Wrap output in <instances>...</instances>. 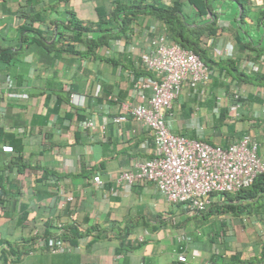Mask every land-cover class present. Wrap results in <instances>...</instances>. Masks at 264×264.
Returning <instances> with one entry per match:
<instances>
[{"label": "crops", "instance_id": "0c3cea01", "mask_svg": "<svg viewBox=\"0 0 264 264\" xmlns=\"http://www.w3.org/2000/svg\"><path fill=\"white\" fill-rule=\"evenodd\" d=\"M118 1L132 0H0V240L23 253L3 257L0 245V264H236L235 258H256L264 210L250 213L261 243L249 235L247 244L244 225L230 231L223 222L220 232L185 243L174 233L173 211H184L181 205L153 182L117 181L122 171L135 170V160L154 154L146 127L132 116L120 123L112 116L126 100L143 102L134 96L133 82L156 76L141 65V55L152 35L166 36L165 25L151 15L122 21ZM179 1L189 20L210 16ZM216 1L209 3L214 34L205 31L211 38H202L212 74L195 88L181 87L167 121L174 133L220 146L250 134L264 162V0H248L256 22L239 21L241 0H221L227 11ZM73 23L88 29L77 38ZM234 92L241 94L238 114L231 110ZM188 99L198 108H188ZM88 119L93 125L84 124ZM65 195L73 201L63 202ZM226 202L237 200L212 195V205ZM56 236L65 249L51 253L46 243ZM195 249L200 256L190 253ZM180 252L187 262L176 261Z\"/></svg>", "mask_w": 264, "mask_h": 264}, {"label": "built area", "instance_id": "2783aa9c", "mask_svg": "<svg viewBox=\"0 0 264 264\" xmlns=\"http://www.w3.org/2000/svg\"><path fill=\"white\" fill-rule=\"evenodd\" d=\"M141 65L156 78L135 79L134 96L143 102L124 101L112 121L120 123L127 116L136 119L151 133L154 154L145 160H135V170L122 171L117 177L118 182L127 186L138 181L153 182L169 202L179 204L186 213L195 215L210 205L213 193H234L250 185L258 173L264 172L258 144L250 134L242 135L227 146H220L171 130L167 119L181 87L185 84L195 88L212 74V69L195 52L177 42H169L163 33H156L149 38V49L141 55ZM16 96L24 97L25 94ZM240 97L238 92L232 94L231 110L234 114L239 113ZM76 98L72 94V100ZM84 124L91 126L93 122L88 119ZM1 149L13 151L10 145H3ZM93 181L101 183L98 175L93 176ZM61 199L63 202L73 201L71 195ZM46 245L51 253L65 249L57 236L50 237ZM175 259L178 263L187 262L182 252Z\"/></svg>", "mask_w": 264, "mask_h": 264}, {"label": "trees", "instance_id": "16d2710c", "mask_svg": "<svg viewBox=\"0 0 264 264\" xmlns=\"http://www.w3.org/2000/svg\"><path fill=\"white\" fill-rule=\"evenodd\" d=\"M191 4H193L198 11V15L206 16L208 13H210V16L201 20H189L187 19L182 9V2L179 0H173V2L170 5H164V4H156L155 1L149 0H132L131 2L125 3L118 1L116 2L117 8H119L120 14L123 13L124 17L127 19V15H133V14H148L156 18L157 20H160L166 28V36L169 42H177L181 46L191 49L193 52H195L202 60H204V63L206 64V61L208 60L206 56V50H204L202 46V38H211L210 35H206L205 31H210L211 33L208 34H214L213 29L215 28V16L212 12V9L209 5V2H205V0H189ZM113 12H110V15H113ZM123 21V20H122ZM239 21H244V10H242L240 14ZM123 25L120 28V32L125 34V30L127 29V23L124 21L122 22ZM74 24L75 31H77V38L80 36L81 30H87L88 28L82 27L80 24ZM208 25V26H207ZM207 27V29L205 28ZM62 32V31H61ZM59 35H62L61 37H64L63 33ZM127 36L126 34L124 35ZM206 36V37H205ZM75 38V37H73ZM69 45L68 43H66ZM64 44L65 46H67ZM151 76V74H149ZM221 119V117L219 118ZM218 119V120H219ZM220 121V120H219ZM182 135L185 136L183 133ZM189 137V136H187ZM195 138V136L190 137ZM208 143L212 145H216L215 143H212L211 141H207ZM227 146V144L225 145ZM13 153V151L11 152ZM224 196L226 193L223 194ZM227 199V198H226ZM230 199V198H229ZM237 202L234 204H230L229 202L223 203V204H214L210 203V205L203 211H200L197 214H209L212 211L220 212H228L232 214H250L252 210H254V214L261 213V210H264V172L258 173L256 177L254 178L253 182L246 186L241 188L240 190L234 192V198ZM2 205H4L3 201L0 202V214L2 213ZM64 235V234H62ZM61 236V235H60ZM65 236H67L65 234ZM77 237L74 236L73 240ZM262 250L261 255L256 256V258L250 259L249 261L240 260L238 258H235L232 260V262H235L236 264H251L255 263L254 261H258L260 264H264V241H262ZM261 243V242H260ZM0 245H4L2 256L5 255H14L15 257H20L23 253L22 251L16 246L12 245L10 242H7V240H0Z\"/></svg>", "mask_w": 264, "mask_h": 264}, {"label": "rangeland", "instance_id": "374dc122", "mask_svg": "<svg viewBox=\"0 0 264 264\" xmlns=\"http://www.w3.org/2000/svg\"><path fill=\"white\" fill-rule=\"evenodd\" d=\"M215 0H209V3L214 2ZM221 2V0H217L216 2ZM243 2L244 6V17H248V19L253 20V22H256L258 19V14L255 10L249 8L248 0H241ZM221 6L218 8L220 11L225 10V5L223 4L224 2H221ZM227 11V9L225 10ZM223 15L226 14L224 11L222 12ZM208 26V25H207ZM207 29V27H205ZM253 51V50H250ZM252 54V52H251ZM199 103L197 101L193 102L192 100L188 99L186 106L188 108H198ZM190 122H193L192 120ZM224 193H213V197H225V198H234V193H226V195H223ZM243 214V213H242ZM244 216V217H243ZM243 216L241 214H225V215H219L215 211L205 215L201 216L199 215H190L186 213L185 211H182L179 209L178 206L174 207L173 211V220L175 222V227H174V233L175 235H178L179 241L182 240V242L187 243L192 242L195 239L199 240H204L206 237L205 233L207 234L210 231H219L221 230V224L225 225L228 227V229L231 231L234 227V225H244L243 228L245 231H247V237L245 238L244 241L247 242V244L250 242L249 235H254L253 239L255 241H259L260 237L256 236L257 229L252 226L253 221L250 218V214L245 213ZM223 222V223H222ZM178 229V230H177ZM181 229V230H179ZM180 235H184L182 239H180ZM196 241V240H195ZM264 241V239H263ZM258 243V242H257ZM259 244V243H258ZM246 245V244H245ZM244 245V246H245ZM198 250L191 251L192 255H201V253ZM191 255H189L190 258ZM192 264H196V260L191 259ZM199 262H197L198 264Z\"/></svg>", "mask_w": 264, "mask_h": 264}]
</instances>
